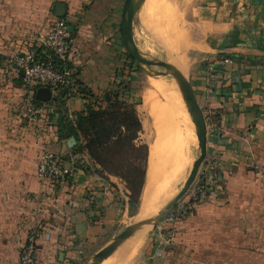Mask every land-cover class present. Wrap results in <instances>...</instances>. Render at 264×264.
Wrapping results in <instances>:
<instances>
[{
	"label": "crops",
	"instance_id": "crops-1",
	"mask_svg": "<svg viewBox=\"0 0 264 264\" xmlns=\"http://www.w3.org/2000/svg\"><path fill=\"white\" fill-rule=\"evenodd\" d=\"M57 2L64 4L61 16L55 12ZM123 2L0 0V264H20V248L30 231L36 232V264L79 263L116 235L129 199L124 179L98 174L87 150H74L76 137L69 145L71 135L60 134L57 119L64 113L75 122L96 95L122 86L116 36ZM212 5L218 16L208 21L209 36L191 61L188 79L206 120L205 159L212 161L219 181L210 199L195 204L193 237L183 242L192 245L196 264H264V0ZM57 17L70 26L65 66L71 79L62 102L51 90L52 97L37 104V118H32L23 71H4V60L41 45ZM176 63L186 68L182 55ZM152 141L147 140L149 157ZM45 149L57 152L60 165L72 169L70 178L37 175ZM146 181L147 174L136 217L154 201L143 207ZM167 199L160 197L157 213ZM152 208L146 215L156 213ZM137 239L125 245L130 252Z\"/></svg>",
	"mask_w": 264,
	"mask_h": 264
},
{
	"label": "rangeland",
	"instance_id": "rangeland-1",
	"mask_svg": "<svg viewBox=\"0 0 264 264\" xmlns=\"http://www.w3.org/2000/svg\"><path fill=\"white\" fill-rule=\"evenodd\" d=\"M216 1L143 0L135 16L133 31L136 45L142 56L148 59H160L178 67L176 60L182 55L186 68L179 69L188 78L191 61L196 53L203 49L205 40L209 36L208 21L218 16L212 5ZM142 6L143 9H141ZM116 50L121 60V66L116 67L118 80L122 84L119 89H131L132 95L138 103V114L143 124L140 139L146 142L147 140H153V143L161 136L163 140V148L159 156L161 179L154 189V194L157 195V198L155 197L146 211L141 209L136 217L140 203L134 206L127 203L124 215H119L121 221L116 227V234L135 224L142 223V227L145 228L137 232L140 229L138 228L125 236L111 253L109 260L104 257L98 264H196L192 257V245L185 244L183 240L192 239L194 233L193 222H195L192 216L194 206L198 202L204 201L197 199L195 196L196 184L201 177V172L204 171V162L207 160L204 159L201 162L189 188L178 198L174 206L155 222L145 223L149 217L157 214L156 210L160 207L156 203H158L161 196L165 195V198L166 196L168 198L166 201L164 200L165 207L172 196L182 187L193 159L199 154L200 149L196 139L194 123L173 75L170 73L152 75L150 73V71L156 70L166 71L164 66L145 64L144 68H142L133 58L132 61L127 56L129 53L124 46L121 32L116 36ZM155 78L157 80L161 79L166 85L172 87L171 91H166L168 96H163L164 98L155 97L151 95L148 88L146 90V87H149L150 80ZM116 87L118 88V86ZM168 97L169 103L166 102ZM164 99L165 101H163ZM153 104L157 105L158 110H160L161 105L162 107L165 105L167 107L165 106L166 108L162 112L157 111L159 112L157 115L149 114L147 110ZM184 121H186V125ZM170 155H177L178 159H180L173 164L174 171L180 168L181 158L184 156L189 158V164L186 174L178 179L176 183L167 185L164 192V181L171 176L168 172L169 165L167 160ZM151 207L156 213L153 212L146 215ZM128 237L130 238L126 240ZM136 238H138L137 247L130 252L129 245L126 247L125 245L130 239ZM122 244L123 246L120 247ZM116 254L120 256L117 262ZM91 256L73 264L92 263L93 258Z\"/></svg>",
	"mask_w": 264,
	"mask_h": 264
},
{
	"label": "trees",
	"instance_id": "trees-1",
	"mask_svg": "<svg viewBox=\"0 0 264 264\" xmlns=\"http://www.w3.org/2000/svg\"><path fill=\"white\" fill-rule=\"evenodd\" d=\"M33 48L41 52L43 45ZM127 56L133 61L129 54ZM53 58L56 65L65 63L56 56ZM26 85L30 87L32 102H41L35 97V90L40 85ZM84 90L93 94L88 88ZM54 92L62 102L61 96L67 92V88L61 85ZM132 94L131 89H110L102 95H96L95 100L87 104L86 113L79 114L75 122L64 113H60L57 121L61 135H74L78 140L74 150L85 148L98 164V174L105 177L115 174L124 179L129 189L128 203L134 206L140 203L146 180L149 145L139 139L142 122L136 108L137 101Z\"/></svg>",
	"mask_w": 264,
	"mask_h": 264
},
{
	"label": "built area",
	"instance_id": "built-area-1",
	"mask_svg": "<svg viewBox=\"0 0 264 264\" xmlns=\"http://www.w3.org/2000/svg\"><path fill=\"white\" fill-rule=\"evenodd\" d=\"M43 48L37 52L31 48L24 53L12 52L5 57L3 70L9 71L17 68L23 71L24 84L37 83L49 86L52 91L61 85H66L71 79V71L65 66L56 65L53 56L62 61L68 57L72 46V37L68 28V22L63 17L54 19L46 34L42 39ZM228 58H224L227 60ZM27 114L32 118H37L39 107L32 102L31 96L27 101ZM206 160V159H205ZM205 166L201 172V177L196 188V198L208 200L212 197L214 188L218 184L219 177L215 171L212 161H205ZM71 168L60 165V156L51 149H45L39 158L37 165V175L41 178L53 180H66L72 176ZM20 264H36L38 258V245L36 232L30 231L24 238L19 252Z\"/></svg>",
	"mask_w": 264,
	"mask_h": 264
},
{
	"label": "water",
	"instance_id": "water-1",
	"mask_svg": "<svg viewBox=\"0 0 264 264\" xmlns=\"http://www.w3.org/2000/svg\"><path fill=\"white\" fill-rule=\"evenodd\" d=\"M142 2L143 0H124L123 2L120 27H121L124 46L127 49L130 56L135 60V62L140 67L144 68L145 64L146 65L158 64L166 68V71L165 70L150 71L152 75L168 74V73L173 75L182 93L188 112L194 122L197 143L200 149L199 154L192 161L191 168L184 183L182 184V187L177 191V193H175L172 196L168 204L160 212H158L156 215L152 217H149L145 221V223H149V222H155L156 220L160 219L163 215H165L166 212L174 206L178 198L182 194H184L186 190L189 188L201 162L205 159L207 154V126L202 108L196 99L194 90L191 86L189 79L184 75V73L174 64L168 63L160 59H148L143 57L140 50L138 49L133 35V19L136 13L138 12V10L140 9ZM64 9H65L64 4L62 2L56 3L55 12L58 16L63 15ZM35 97L40 100H49L52 97L50 87L46 85H40L35 90ZM67 142L69 145H73L75 143V136L71 135L68 138ZM142 226L143 224L140 223L123 229L121 232L114 235L109 241H107V243L103 247L98 249L91 256V258H93L92 263L84 262L82 264H98L104 257L110 255L115 250V248L122 242V239L125 236L131 234L133 231H135L138 228H141Z\"/></svg>",
	"mask_w": 264,
	"mask_h": 264
},
{
	"label": "bare ground",
	"instance_id": "bare-ground-1",
	"mask_svg": "<svg viewBox=\"0 0 264 264\" xmlns=\"http://www.w3.org/2000/svg\"><path fill=\"white\" fill-rule=\"evenodd\" d=\"M171 88H172L171 86H168L164 82H162L161 79L157 80V78H155L153 80H150L148 91L151 93V95H153L155 97H157V96L163 97V96H168L166 91L167 90L171 91ZM166 99H167L166 102L169 103V97ZM163 101H165V99ZM168 103H166V104L168 105ZM163 104H165V102H163ZM165 106L162 107V105H161L160 110H158L159 108H157V105L153 104L148 108V110H149L150 114L157 115V113H159L157 111L162 112V110H165V108L167 107V106L166 107ZM184 124L186 125V121H184ZM188 124H189V122H188ZM162 148H163V140H162L161 136L158 137L153 143L150 144V157H149L147 181H146L143 196H142L143 207H147V203H149L151 201V199H155V197H157V195L154 194V189L157 187V184L161 179L160 178L161 174L159 172L160 165H161V163L159 164V156L162 152ZM181 159L182 160H181L180 168H178L177 171H174V165L173 164L175 162L179 161L180 159H178L177 155H170L168 157V159H167L168 165H169L168 172L170 173L171 176L168 178V180L164 181V185H165L164 192L166 191L167 185H170L171 183H176L178 179L182 178V176L186 174L188 164H189V158L187 156L186 157L184 156ZM168 189H170V188H168ZM144 228L145 227L140 228L137 232L142 231ZM137 232H135V233H137ZM130 237H128L126 240H128ZM122 246H123V244L120 247H122Z\"/></svg>",
	"mask_w": 264,
	"mask_h": 264
}]
</instances>
